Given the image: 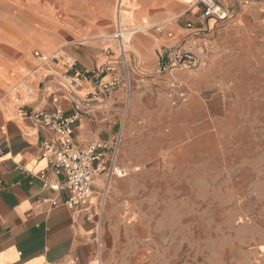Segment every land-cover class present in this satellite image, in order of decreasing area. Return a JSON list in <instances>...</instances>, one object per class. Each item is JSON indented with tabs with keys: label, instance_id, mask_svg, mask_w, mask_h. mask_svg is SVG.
I'll use <instances>...</instances> for the list:
<instances>
[{
	"label": "crops",
	"instance_id": "0c3cea01",
	"mask_svg": "<svg viewBox=\"0 0 264 264\" xmlns=\"http://www.w3.org/2000/svg\"><path fill=\"white\" fill-rule=\"evenodd\" d=\"M138 2V21L163 27L159 32L135 34L129 56V91L121 87L108 97L93 95L99 80L107 82L114 74L123 76L116 56L104 52L113 46L108 39L104 48L96 44L80 48L83 53H70L71 62H47L44 66L29 63L26 68L32 73L23 77L24 93L0 88V264H93L99 251L105 264H142L138 257L133 261L132 251L129 258L116 252L112 234H106L108 247H103L98 221L106 199L100 205L96 196L89 205L71 209L64 205L70 193L50 188L63 184L65 177L52 172L42 148L47 141L60 145L61 138L33 116L57 109L73 116L79 106L83 114L73 133L74 145L79 149L99 142L112 144L122 136L118 165L128 169L131 228L151 237L150 224L165 219L172 210L171 203L164 199L151 201L147 193H142L145 188L140 183L157 173L163 188L170 183L180 186L179 178L173 177L179 172L173 163L176 150L169 149L174 137L168 132L162 134L168 128L166 122L171 125L179 118L183 123L186 118H209L213 98L206 97L208 92L215 87L225 91L236 82L223 77L225 60L235 48L231 42L252 24L264 33V0H220L229 12L226 21L204 19L202 7L190 6L185 0ZM188 24L193 29L185 28ZM187 38L215 45L206 65L173 74L161 72L160 55ZM79 69H98L101 74L78 81ZM174 83L178 89L172 88ZM179 92L186 93L185 100L178 97ZM96 195H100V189ZM110 221L107 217L109 226ZM143 239L145 242L148 238ZM111 255L117 257L113 263ZM251 261L264 264V245Z\"/></svg>",
	"mask_w": 264,
	"mask_h": 264
},
{
	"label": "rangeland",
	"instance_id": "374dc122",
	"mask_svg": "<svg viewBox=\"0 0 264 264\" xmlns=\"http://www.w3.org/2000/svg\"><path fill=\"white\" fill-rule=\"evenodd\" d=\"M117 2L0 0L1 90L26 91L23 77L32 73L27 65L47 63L36 58V52L55 56L57 60L48 63H58L71 62L69 54L83 53L80 48H104L106 39L117 32ZM139 2L125 0L127 30L146 29L138 35L159 32L163 24L138 21ZM136 36L126 38L131 39L130 52ZM235 38L223 77L236 82L225 91L215 87L208 92L206 97L213 98L211 116L166 122L162 134L174 137L168 146L176 150L173 163L179 172L173 177L179 178L180 186L170 183L163 188L157 173L140 183L151 201L171 203V212L150 224L151 237L133 230L128 175L114 178L98 221L103 247H108L106 234H112L115 251L125 258L132 251L133 261L138 257L142 264H250L258 255L264 245V33L252 24ZM191 41L187 38L176 46ZM203 43L209 58L215 45ZM94 257L93 264H105L100 251ZM116 258L111 255L110 263Z\"/></svg>",
	"mask_w": 264,
	"mask_h": 264
},
{
	"label": "built area",
	"instance_id": "2783aa9c",
	"mask_svg": "<svg viewBox=\"0 0 264 264\" xmlns=\"http://www.w3.org/2000/svg\"><path fill=\"white\" fill-rule=\"evenodd\" d=\"M190 6H201L202 17L204 19H214L218 21H226L229 18V12L223 8L220 0H185ZM117 32L109 36L108 40L113 46L106 47L105 53L108 56H116L121 65L123 76L112 75L107 82L99 80L96 87L95 97H108L116 89L123 87L130 90L129 74H130V50L131 39L127 40V36H133L144 29L131 28L127 30L123 22V18L128 13L125 0L117 2ZM130 13V12H129ZM188 29H193L188 24ZM208 48L205 44L191 41L189 44L169 47L160 55V70L163 73L173 74L174 72H182L184 70H196L206 65ZM35 57L39 58L43 63L50 60H57V57L49 58L41 54L35 53ZM72 69H76L71 64ZM107 71L112 73V67H107ZM98 69L92 71H77V80H87L90 77L100 76ZM75 87L77 82L72 81ZM173 89H178L176 83L172 84ZM178 97L185 100L186 93L179 92ZM56 101V100H54ZM83 112L79 106H76V113L73 116H66L61 110L53 113H37L33 116L34 120L41 123L45 128L51 129L58 137L61 138L60 145L47 141L43 144V155L48 160L49 167L56 175H63L65 182L59 185L50 186L54 190H67L70 193L64 205L71 209L80 208L89 205L90 201L97 196L99 204L104 203L108 193L111 190V183L114 178H124L128 175L127 171L118 165L120 149L122 145V136L119 135L112 143L99 142L90 144L79 149L74 145V125L80 120ZM42 179L46 180V175H42ZM47 187V185H45ZM97 189H100V195H96ZM55 205V203H53Z\"/></svg>",
	"mask_w": 264,
	"mask_h": 264
}]
</instances>
